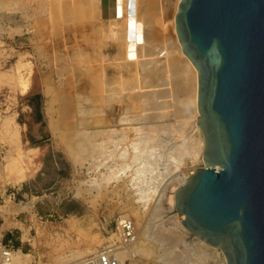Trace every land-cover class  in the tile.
Masks as SVG:
<instances>
[{"label": "bare ground", "instance_id": "1", "mask_svg": "<svg viewBox=\"0 0 264 264\" xmlns=\"http://www.w3.org/2000/svg\"><path fill=\"white\" fill-rule=\"evenodd\" d=\"M12 2L0 0L2 8ZM180 2L31 0V48L37 52L35 59L31 60V84L36 76H40L44 83L53 129L82 134L67 137L68 132L62 131L60 135L66 134L63 138L64 141L67 139L64 143L66 149H76L79 159L92 158L91 164L95 167L111 161L106 165L109 171L101 174V180L97 179L95 186L98 190L121 177L119 172H131V185L138 190L137 200L148 213L141 214L140 209L134 208L141 231L136 243L122 252L121 257L129 252L146 253L149 251L147 242H153L162 250L160 257L166 264H214L219 247L195 236H192V244L182 242L190 233L182 222L185 219L183 213L176 214L169 223L162 219L160 196L164 190L157 194L156 176L158 159L163 155H159L162 152L156 148L154 151L148 149L158 142V134L170 126L167 123L174 121V129L186 132V136L188 132L189 136L193 134L191 131L195 126L201 130L198 124V70L184 53L177 33L176 14ZM18 80L20 86L27 85L25 75ZM54 115H58L56 119H53ZM131 131L135 132L134 139L128 135ZM200 134L183 138L173 145L175 148L169 146L172 148L170 153L190 158L201 153L203 159L205 138L203 133ZM128 140V146H124ZM181 155L178 160H170L177 168L183 166L180 168L183 175L175 174L176 184L188 180L197 169L205 166L204 159L198 165H191ZM7 156L9 173L5 177L10 182L19 183L32 175L34 169L30 165L29 151L16 149ZM115 161H118V167H115ZM166 165L169 164L164 167ZM0 167L3 168L1 162ZM171 199L175 203V195ZM29 207L30 204L21 206L23 209ZM8 211L7 207H0V212ZM85 236L89 239V249L72 250L67 256L59 253L57 258L64 264L75 261L84 255L82 253L91 251L93 243H99L98 235L88 233ZM180 244L183 249H179ZM62 246L57 245L55 251H61ZM22 250L17 252L15 264H27L31 259V255ZM221 253L227 264L222 249Z\"/></svg>", "mask_w": 264, "mask_h": 264}, {"label": "water", "instance_id": "2", "mask_svg": "<svg viewBox=\"0 0 264 264\" xmlns=\"http://www.w3.org/2000/svg\"><path fill=\"white\" fill-rule=\"evenodd\" d=\"M176 25L198 70L205 166L175 206L227 264H264V0H181Z\"/></svg>", "mask_w": 264, "mask_h": 264}, {"label": "rangeland", "instance_id": "3", "mask_svg": "<svg viewBox=\"0 0 264 264\" xmlns=\"http://www.w3.org/2000/svg\"><path fill=\"white\" fill-rule=\"evenodd\" d=\"M11 1L13 2L8 3L7 8H2L0 4V162L3 165V168L0 167V200L4 190L19 187L18 199L26 200L31 195V202L34 196L38 197V201L35 203L36 205L31 206L30 212L21 213L17 217H10L11 215L1 213L0 233L2 234L0 235L6 239L11 238L16 248H22L24 252L31 251V259L29 258L27 264H61L63 261L61 260V262L57 258L59 253L62 256H67L73 252L72 250H87L89 239L86 238V234L98 235L99 243H93L94 245L92 244L90 247L92 248L91 251L103 243L105 240V234L102 230L103 223H108V228H111L114 219L119 214L126 213L134 219L139 233L141 231L139 229L140 223L137 221L134 208L140 209L139 213L141 214L148 212L137 200L138 190L131 185L132 177L129 170L119 172L118 175L121 177L115 178L105 188L102 187L100 191L95 186L97 179L101 180V174L109 171L106 169V165L111 161L108 160L104 165L95 167L91 164L92 158L82 157L79 159L76 157V149L70 151L66 149L67 144L66 147L64 146L67 139L64 141L63 138L68 137L69 134L78 136L82 134L71 133L70 130H67L68 133H66L62 128L53 129L51 114L49 115L47 110L49 101L44 92V83L40 76H36L31 84V60L32 58L35 59L34 56L37 54L31 48V0ZM19 26L22 27L19 28ZM37 62L42 63L41 61ZM21 75L27 77L25 87L20 86L21 83L18 78L20 79ZM54 116L52 118L56 119L58 115ZM167 124L170 126L167 125L158 134V142L148 147L149 151L158 149L159 152H162L159 155H163L158 159L160 160L158 169L161 170L162 174L157 169L156 184L158 185L157 194L164 190L160 200L162 201L161 205L163 204L161 217L165 223H169V219L176 214H178L177 216L180 215V211L171 198L175 195L177 188L187 181L176 184L174 178L178 175L176 173L183 175L181 173L183 166L181 164L182 167L180 166V168L182 169L177 168L170 161L178 160L179 155H181L179 154L177 157L175 153V155L171 154L172 148L170 149V147L189 136V132L186 136V132L175 130L174 121ZM195 128L193 129L195 131H191L193 134H202L199 127L195 126ZM62 131L67 135L65 134V136L64 133L62 134L64 137L60 135ZM193 134H190L189 137ZM128 135L133 139L135 138L133 131L129 132ZM60 136V139L63 140L62 143H59L62 141L59 139ZM128 143L129 140L124 143V146H128ZM173 148L175 147L173 146ZM16 149L29 151V155L32 157V164L30 162V165L34 169L32 175L19 183L10 182L5 177L9 173L8 167H6L7 155L10 152L15 153ZM199 156V158H190L181 155V158L191 165H198L203 161L201 153ZM118 161L114 162L115 167H118L116 164ZM165 164L169 165L164 167ZM102 191H104V195ZM27 195L28 197H26ZM93 197L96 199L93 200ZM93 201L96 202L93 204ZM71 204L77 209L76 212L68 210ZM30 224L31 244L26 241L22 242L20 238L22 234L28 233L27 229ZM190 233L185 235L182 242L191 243L194 240ZM60 244H63L61 251H55V247ZM147 246L148 252L139 251L137 253L140 257V264H166L163 259V261L161 260L160 254L163 252L157 244L147 242ZM183 248L184 246L180 244L179 249ZM91 251H86L81 255H86ZM217 255L218 258L215 260L212 258L213 263L225 264L220 248L219 251L217 249ZM221 260L223 261L221 262Z\"/></svg>", "mask_w": 264, "mask_h": 264}, {"label": "built area", "instance_id": "4", "mask_svg": "<svg viewBox=\"0 0 264 264\" xmlns=\"http://www.w3.org/2000/svg\"><path fill=\"white\" fill-rule=\"evenodd\" d=\"M20 188H12L4 190L1 195L0 207H7L9 211L0 212L14 217L21 213L31 211V195L26 200L18 199ZM33 197L32 206L38 201V197ZM23 204H30L29 209H23ZM105 240L103 243L95 247L90 253L81 256L75 261L65 264H138L139 255L129 252L125 257H121V253L128 251L129 248L136 243L138 239V231L134 219L125 214H119L113 222L111 228L108 223L102 224ZM26 235H21L22 242L26 241L31 244V224L27 229ZM26 236V237H25ZM21 248H16L11 238L6 239L0 236V264H15L16 254ZM23 251V250H22ZM31 255V251L25 252ZM64 264V263H62Z\"/></svg>", "mask_w": 264, "mask_h": 264}, {"label": "trees", "instance_id": "5", "mask_svg": "<svg viewBox=\"0 0 264 264\" xmlns=\"http://www.w3.org/2000/svg\"><path fill=\"white\" fill-rule=\"evenodd\" d=\"M68 210H69L70 212H76V211H77V209L74 207L73 204L70 205V207L68 208ZM69 211H68V212H69Z\"/></svg>", "mask_w": 264, "mask_h": 264}]
</instances>
